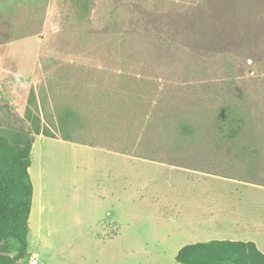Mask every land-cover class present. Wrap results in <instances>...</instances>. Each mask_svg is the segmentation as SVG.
<instances>
[{"label":"rangeland","instance_id":"374dc122","mask_svg":"<svg viewBox=\"0 0 264 264\" xmlns=\"http://www.w3.org/2000/svg\"><path fill=\"white\" fill-rule=\"evenodd\" d=\"M28 133L18 264H180L208 242L184 188L264 185V0H0V137Z\"/></svg>","mask_w":264,"mask_h":264},{"label":"trees","instance_id":"16d2710c","mask_svg":"<svg viewBox=\"0 0 264 264\" xmlns=\"http://www.w3.org/2000/svg\"><path fill=\"white\" fill-rule=\"evenodd\" d=\"M34 143L29 133L18 134L13 143L0 137V264H18L29 250ZM11 241L19 244L15 255ZM176 260L180 264H264V255L253 242L211 241L184 246Z\"/></svg>","mask_w":264,"mask_h":264},{"label":"crops","instance_id":"0c3cea01","mask_svg":"<svg viewBox=\"0 0 264 264\" xmlns=\"http://www.w3.org/2000/svg\"><path fill=\"white\" fill-rule=\"evenodd\" d=\"M45 139V138H44ZM110 160L115 161H146L136 155H127L125 153H111ZM168 168L167 165H164ZM132 169L139 168L138 165H131ZM115 170V171H114ZM177 171L183 172L185 170L190 178L193 172L186 168H176ZM124 169L108 170L104 175V185L108 192L106 199L112 198L111 194L121 191L125 192L130 180ZM236 183V182H234ZM237 186H212V187H186L185 192L188 194L182 197L190 207L197 203L198 210L192 214L194 219L187 222L191 225H203L200 236H194L195 240L204 239L205 241H241L253 242L264 255V203L261 202H246L242 193L247 188H256L264 192V185L253 184L249 182L239 181ZM116 186L114 190L113 186ZM228 187V188H224ZM223 188V190H220ZM242 189V191H241ZM109 190V191H108ZM222 191L227 194L221 195ZM241 191V194H240ZM241 197H237V196ZM118 198V195H117ZM33 206V204H32ZM187 209L182 208V214L186 215ZM263 211V212H262ZM32 213V212H31ZM205 216V221L202 218ZM193 240V239H192Z\"/></svg>","mask_w":264,"mask_h":264},{"label":"built area","instance_id":"2783aa9c","mask_svg":"<svg viewBox=\"0 0 264 264\" xmlns=\"http://www.w3.org/2000/svg\"><path fill=\"white\" fill-rule=\"evenodd\" d=\"M36 262H35V259L33 258L32 260H31V264H35Z\"/></svg>","mask_w":264,"mask_h":264}]
</instances>
